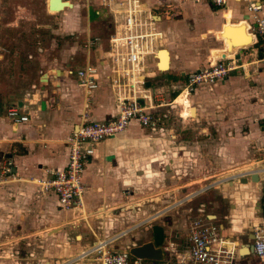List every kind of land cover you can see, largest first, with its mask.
<instances>
[{"label":"crops","instance_id":"obj_1","mask_svg":"<svg viewBox=\"0 0 264 264\" xmlns=\"http://www.w3.org/2000/svg\"><path fill=\"white\" fill-rule=\"evenodd\" d=\"M35 1L38 2L39 12L42 9L39 6H43L46 11V0ZM256 1L261 4L257 14L264 16V0ZM68 2L71 6L58 12L70 11L75 17L72 21L65 19L64 28H79L81 32H85L86 37L92 36L91 26L97 24L101 33L108 29V37L111 32V17L106 8L100 7L96 0ZM9 4L21 8L19 0H0V22L8 14L5 13V8ZM141 4L159 15L157 26L162 34L158 41L160 65L167 61L166 67L155 70L153 60L150 59L151 81L159 71L170 78H176V82L180 81L179 77L183 72L201 68L210 56L215 60L246 43L232 57L244 68L235 69L212 84L197 86L189 100L176 97V103L188 106L181 114L189 113L195 124L200 125L196 134L208 135L196 138L192 136L194 132L188 135L186 131L183 135L164 126L147 129L131 120L121 133L94 143L93 153L86 159L82 172L85 217L94 214L100 225L97 234L103 235V238L137 225L147 215H156L153 218L156 219L159 217L157 213L162 209L157 211V208L155 214H144L148 207L157 205L153 202L144 205L140 195L142 187L154 182L153 179H173L179 172L181 157L183 160L188 153L196 155L199 151L204 152L203 145H206L208 151L217 156V174L212 175L215 177V184L210 186L218 188L222 203L221 213L216 212L217 217L213 219L219 223L221 233L239 245L240 250L241 243L248 238L246 227L251 228L262 216L260 182L237 183L235 179H227L244 170L253 169L254 165L260 163L255 155L264 148V87L261 84L263 68L262 63L256 62L261 52L257 37L249 28L253 26L252 16L241 0H224L222 6H215L208 0H141ZM82 8L84 26H81L77 18L78 10ZM2 24L17 25L18 19L13 18ZM226 25L231 31L228 36L224 29ZM236 25L242 26V32L236 31ZM42 26L44 29H36V32L45 35V25L40 27ZM238 37L241 41L236 39ZM42 42L45 45V36ZM36 50L37 47L32 46L25 54L15 51L9 54L0 52V165L6 160L10 161L13 173L9 182L0 183V228L6 225L5 220L10 219L8 232H25L28 233L26 236L30 233L43 236L45 222L51 224L64 211L59 208L54 194L45 193L38 197L34 195L36 186L33 182L36 178L47 177L50 170L60 169L65 165L67 145L64 140L76 127L80 113L86 110L90 119L98 121L108 120L116 113L112 93L103 81L85 98L82 88L76 85L75 78L64 74L65 68L61 72H55L56 70L47 67L45 72V47H42L41 52ZM82 50V61L77 62L79 64L76 68L85 63L86 51L84 48ZM101 50L94 44L89 50V60L99 68L100 73L106 67L101 58ZM48 72H51L52 77L61 74L64 78L60 82H51L57 85L55 89L43 87L36 92L32 90L33 86L39 87L42 82H48ZM43 75L44 80L41 79ZM25 82L26 85L30 82V86L26 87ZM158 88L160 86L155 91H160ZM29 93L31 97H27ZM25 100L29 101L28 104L24 103ZM17 103L21 105L19 110L28 115L27 121L15 123L5 116L6 107L16 106ZM161 115L165 118L167 116L166 113ZM179 135L183 138L178 137ZM186 137L190 140L183 141L189 146L179 147L182 143L180 139ZM189 183L170 186L168 191ZM6 210L10 211L9 215L5 213ZM32 212L36 214L32 216ZM38 216L39 219L36 218ZM134 216L139 217L137 220H130ZM201 216L212 218V215L207 214ZM36 220L42 224L35 223ZM181 226L175 232L179 242L185 235L187 223L182 221ZM164 234L167 237L165 228ZM138 238L143 241L149 239L148 234L139 235ZM112 246L119 249L125 247L126 242H113ZM251 256H245L241 262L250 264Z\"/></svg>","mask_w":264,"mask_h":264},{"label":"built area","instance_id":"obj_2","mask_svg":"<svg viewBox=\"0 0 264 264\" xmlns=\"http://www.w3.org/2000/svg\"><path fill=\"white\" fill-rule=\"evenodd\" d=\"M62 1L68 2V0ZM208 1L215 6H222L224 3V0ZM241 1L245 3V9L253 19V26L249 28L259 42L261 52L259 60L262 62L264 86V16L257 14L261 4L256 0ZM96 2L100 7L106 8L111 17V32L107 37L105 48L101 50V58L106 64L105 71L100 73L99 68L90 62L89 50L95 44L97 37L87 35L82 45L86 51L84 65L75 70L66 68L64 74L75 78L76 85L82 88L85 98L103 81L112 93L116 113L108 120L98 121L90 119L86 110H83L76 127L64 140L67 145L65 165L60 169L50 170L47 177L36 179L40 192L54 194L60 209L77 210L80 216H83L84 212L85 191L82 172L86 159L93 153V144L121 133L131 120L137 121L147 129L157 128L159 123H162V115H158L155 108L164 103L162 93L150 88L152 79L150 59L153 60V68L158 70V41L162 36L157 26L159 15L154 10L143 7L141 0H96ZM48 9V0H46V12ZM167 13L165 14L168 16ZM237 67L244 68L241 64L236 65L232 58H217L213 62L209 61L206 66L186 73L183 88L165 104L174 103L176 97L187 100V95L197 86L212 84ZM145 81H149V86L144 85ZM177 104L182 105L178 113L181 115L188 106ZM5 115L15 123L28 120V115L14 105L6 107ZM11 167L10 161H4L0 166V176L12 174ZM252 171L257 172L261 185L262 216L260 221L251 227L248 240L241 243L242 246L250 245V252L247 250L241 253L243 247L239 250V245L228 240L221 233L222 229L214 219L195 216L188 221L185 235L180 242L176 240V234L172 235L173 238L162 240L161 260L132 257L127 245L115 249L112 246L115 238L110 237L97 239L81 255L89 256L87 262L91 264H243L241 259L249 255L255 256L264 263V165H259Z\"/></svg>","mask_w":264,"mask_h":264},{"label":"rangeland","instance_id":"obj_3","mask_svg":"<svg viewBox=\"0 0 264 264\" xmlns=\"http://www.w3.org/2000/svg\"><path fill=\"white\" fill-rule=\"evenodd\" d=\"M19 3L21 8H18L13 4L6 5L5 13L8 14L2 17V22L5 24L11 19L14 18V20H16L17 18L18 24L4 26L2 22H0V52L9 54L15 51L18 54H25V52H28L32 46L37 47V52H41L42 47H45V72H47V67H49L51 70H56L55 72H61L63 68L66 69L70 67L75 70L76 66L79 64L77 62L82 61V45L85 32H81V29L79 28L73 29L63 27L65 19H71L72 21L75 17L74 14H70V11L62 13L57 12L59 11L57 9H48V12L52 13L49 14L44 11L43 6H39L43 9H41V12H39L37 8L38 2L35 0H19ZM68 3L64 5V8L65 6L70 7ZM78 13L79 15L77 18L80 20L81 26H84L85 21L83 8L79 9ZM94 21L95 19L92 20L93 23ZM41 25H45V35L43 33L36 32V29L39 31L40 29H44L43 26L40 27ZM107 33L108 29L101 33L99 31L98 25L92 24L91 37L100 36V38L97 37V40H95L94 44L95 46L97 45L99 49L105 48ZM43 36H45V45L42 42ZM257 61L258 63H262L260 60H256V62ZM208 62L209 60H207L206 63L201 67L206 66ZM234 62L236 65H239V63H237L235 60ZM235 69L243 70L240 67ZM260 69L262 70V68ZM48 73V77H50L48 82H42L39 87L33 86L32 90H35L36 92V90H40L38 88L43 87L55 89L57 85H54L51 82H60L61 78H64L61 74L60 76L52 77V74H50L51 72ZM186 73L183 72L182 76L179 77L180 81L176 82V78H170L166 74H163V72L159 71L151 81L150 88L155 90L156 87L160 86L158 89H160L164 98L163 105L155 108L158 115H161L162 113L167 114L166 118L160 116L162 123H159L158 127L164 126L183 135H185L186 131H188V135L194 132L195 134L192 136L198 138L200 136L208 135V133L196 134L197 128H199L200 125L197 126L198 124H195L191 115H188L189 113L186 115L178 114L182 109V105L175 102L165 104L169 102L174 96H176L183 88L186 82ZM30 82H27V85L25 82L24 85L29 87ZM172 93H175V95L172 96ZM191 93L187 95V100H189ZM43 94L45 97V92ZM30 95L31 94L29 93V96L27 97H31ZM28 102L29 101L27 100L24 101L25 104H28ZM16 107L21 109L20 103H17ZM178 137L183 138L182 135H179ZM188 139L189 137L180 139V142L182 143H180L178 146L184 148L188 147L189 144L186 145L187 143L183 141ZM203 147L205 149L204 152L199 151L196 155H190L188 153L185 155L183 160L181 157L179 162V172L173 179L169 177L153 179L154 182L152 181V183H149L148 186L142 187V192L140 195L143 197L142 200L145 203L144 205L152 202L153 204L155 203L157 205L156 207H148L144 214H148V212L155 214L154 212H156V209L158 208L157 211L162 209L159 212L160 214L157 213L159 217L156 219L145 220L149 217V215H147L148 217H145L144 221L142 220L139 222L140 224L138 223L135 228L128 231L124 229L118 232L116 235L109 236L111 239L115 237L113 242H126V245H128L131 241H134L135 243H141L143 240L140 238L137 239V237L139 235L144 236V233L147 235L148 232L146 228L153 223L159 224L165 228V232L169 238L172 237V235L182 227V221L188 224V221L192 216H201L203 214L212 215L216 214V212L221 213L222 203L217 192L218 188L216 187L209 186L194 195L185 197L187 194H191L198 189L212 183L215 178L212 175L217 174L218 164L215 162L217 156L211 154V152L208 151L206 145H203ZM255 158L258 159L260 163L254 165L253 168L259 165H264V148L258 151V153L255 155ZM193 159H195L194 162H192ZM12 176L13 173L1 175L0 183L9 182ZM36 179L39 180L42 179V177ZM36 179L33 182V184L36 186V191H34L33 194L37 195L38 197V195H44L45 193L40 192ZM186 182L190 183L185 186H181L180 188H176L174 191H168L170 186L183 184ZM28 207H30V204ZM187 208L190 209L186 210ZM6 212L7 215H9L10 211L6 210L5 213ZM30 214L33 216V214L35 215L36 213L32 212ZM138 217L139 216H134L130 218V220H137ZM36 218L39 219L40 216ZM9 221L10 219L5 220L6 225L0 228V264H85L87 263V258L89 256H83L81 253L85 249L91 247V245L96 242V239L100 240L103 238V235L97 234V230L99 229L100 225L94 214L91 216L86 215V217H82L77 210H64L59 218H56L54 222H50L51 224H47L45 222L46 227L43 236L41 234L31 233L29 236H26L28 233L25 234V232L15 231L10 233L8 232ZM35 223L42 224V222L39 220H36ZM89 224L93 226L91 227L94 232H91ZM125 231L126 233L121 235ZM180 231L181 233L183 232L182 229ZM167 237L165 236L163 240L166 241ZM251 259L252 260L249 262L250 264H264L253 255L251 256Z\"/></svg>","mask_w":264,"mask_h":264},{"label":"water","instance_id":"obj_4","mask_svg":"<svg viewBox=\"0 0 264 264\" xmlns=\"http://www.w3.org/2000/svg\"><path fill=\"white\" fill-rule=\"evenodd\" d=\"M66 3H68V2L62 1V0H49L48 1V8L49 9L62 10L61 9L62 5L66 4ZM68 5L71 6L70 3H68ZM234 28L236 29L237 32H242V26L241 25H236V26H234ZM224 29L226 31L227 36L229 34H231V31L229 30V26L226 25L224 27ZM236 39L238 41H241L240 37H238ZM236 39H233V40H236ZM144 85L149 86V81H145ZM252 170L253 169L244 170L238 174H234L232 176H229V178H227V179H235V181H237V183H246L248 181L253 182V183H257L259 181L258 174L256 171H252ZM222 181H220V182H222ZM212 184H215V183L213 182L211 184H208V185L204 186L203 188L198 189L196 192L192 193L191 195H194L195 193L204 190L205 188L209 187ZM191 195H189V196H191ZM186 197H188V196H186ZM154 217H148L145 220L153 219ZM137 225H134L132 227H135ZM131 228H129V229H131ZM129 229H126V230L128 231ZM146 229L148 232L149 239L145 240L141 243H138V244L137 243L128 244L127 250L129 252V254L135 258L147 259V260H161L162 259V252H161L160 244L162 243V240L164 237V228L159 224L153 223V224L147 226ZM125 233H126V231L124 233H122L121 235H123ZM144 234H146V233H144ZM121 235H118V236H121ZM118 236H116V237H118ZM242 247L243 248L245 247V251H247V250H248V252L251 251V246L248 244L243 245ZM243 248L241 249V251L243 250Z\"/></svg>","mask_w":264,"mask_h":264},{"label":"bare ground","instance_id":"obj_5","mask_svg":"<svg viewBox=\"0 0 264 264\" xmlns=\"http://www.w3.org/2000/svg\"><path fill=\"white\" fill-rule=\"evenodd\" d=\"M67 4V3H66ZM66 4H63L62 6V9L64 8V5H66ZM65 8H67L66 6H65ZM249 42V41H248ZM246 44V43H245ZM244 44V45H245ZM244 45H240V46H236L235 48H234V50H233V52L232 53H230L231 51H229V52H227V53H224V54H222V55H220L219 57H217V58H223V59H225V58H232L233 57V55H234V53L237 51V49L239 48V47H242V46H244ZM161 53V51H160V49H159V51L157 52V68L159 69V70H162L160 67H166L167 66V61L165 60L163 63H161V65H160V56H159V54ZM216 58V59H217ZM162 59V58H161ZM209 59V61H211V62H213L214 60L210 57V58H208ZM215 59V60H216ZM44 77H45V75H43L42 76V80H44ZM82 217H85V212H83V216ZM211 217V216H210ZM243 252H246L245 251V247L243 248V250L241 251V253H243Z\"/></svg>","mask_w":264,"mask_h":264},{"label":"flooded vegetation","instance_id":"obj_6","mask_svg":"<svg viewBox=\"0 0 264 264\" xmlns=\"http://www.w3.org/2000/svg\"><path fill=\"white\" fill-rule=\"evenodd\" d=\"M207 215H210V214H207ZM217 215L216 214H212V219L215 218L216 219ZM246 230H247V235L246 237H249L250 236V233H251V228L250 227H246ZM135 242L134 241H131L129 244H134ZM88 264H91V263H88Z\"/></svg>","mask_w":264,"mask_h":264},{"label":"trees","instance_id":"obj_7","mask_svg":"<svg viewBox=\"0 0 264 264\" xmlns=\"http://www.w3.org/2000/svg\"><path fill=\"white\" fill-rule=\"evenodd\" d=\"M175 95V93H172V96H174Z\"/></svg>","mask_w":264,"mask_h":264}]
</instances>
